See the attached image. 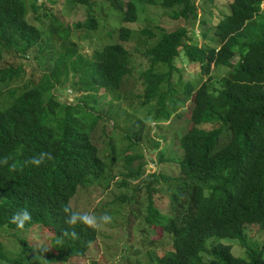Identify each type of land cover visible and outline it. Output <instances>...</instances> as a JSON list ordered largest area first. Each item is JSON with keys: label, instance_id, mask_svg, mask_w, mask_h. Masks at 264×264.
I'll list each match as a JSON object with an SVG mask.
<instances>
[{"label": "trees", "instance_id": "trees-1", "mask_svg": "<svg viewBox=\"0 0 264 264\" xmlns=\"http://www.w3.org/2000/svg\"><path fill=\"white\" fill-rule=\"evenodd\" d=\"M108 1L107 11L115 17L106 34L115 37L84 54L72 38L68 44H56L54 36L64 42L80 28L96 29L93 8H105L103 1L68 0L67 6L80 3L86 9L84 20L70 26L47 10L38 11L42 5L38 0H0V89L8 90L10 97L0 105V158L11 156L9 165L17 164L15 171L0 165V229H11L18 239L14 252L0 242V263L61 264L83 255L97 237L98 231L83 225L74 229L66 225L62 205L70 202L78 186L98 180L108 170V161L93 136L97 121L111 110L113 102L100 107L98 90L116 96L123 78L132 71L134 51L128 42L133 27L129 23L138 20L146 4V0ZM262 1H225L222 6L227 3L229 11L216 15L213 26L201 31L213 44L193 40L186 25L167 30L151 24V15L145 19L142 33L154 40L140 52L146 63L139 68L143 87L127 92L123 99L135 111L156 98L154 116L168 118L184 98H190L191 125L178 137L182 151L176 159L165 156L163 150L158 152L159 161L176 160L177 169L150 172V178L136 185L147 187L144 220L148 225L142 227V239L150 237V253L145 261L135 257L130 261V245L124 243L120 254L127 258L126 264H264ZM160 3L171 8L173 17L207 19L199 18L195 0ZM206 3L204 8L210 12V3ZM9 54L38 59L28 80L21 82L25 69ZM183 56L198 62L207 79L182 81L179 59ZM157 63L167 67L158 72ZM219 64L228 69L215 85L211 69ZM68 85L93 93L79 97L83 102L68 103L56 92ZM206 121L216 124L211 128L198 125ZM137 131L125 133L132 144L139 138ZM41 151L51 152L54 160L40 167L25 163ZM116 152L108 140L111 163ZM136 157L142 156H124L125 175L139 176L145 161L133 167ZM159 177L167 181V187H158ZM158 190L168 194V211L155 201ZM120 198L126 199L124 195ZM23 208L31 212L32 220L20 230L10 221ZM250 224L260 229L252 239ZM36 226L53 232L49 246L44 237L29 239L18 233ZM155 227L161 229L160 238L152 237ZM65 229L76 231L77 237L65 236ZM164 235L170 237L171 248L155 254L152 246ZM211 236L215 238L208 239ZM222 237L232 238L227 242ZM235 241L243 247V254L232 251Z\"/></svg>", "mask_w": 264, "mask_h": 264}, {"label": "rangeland", "instance_id": "rangeland-1", "mask_svg": "<svg viewBox=\"0 0 264 264\" xmlns=\"http://www.w3.org/2000/svg\"><path fill=\"white\" fill-rule=\"evenodd\" d=\"M38 1L42 2L38 11L47 10L70 26L77 20H84L86 15L84 4L76 3L73 7H69V5L67 6L68 0ZM99 1L105 3V8L102 10H98L97 6L93 8L95 16L98 19V27L93 30L80 28L77 31H73L70 37L64 42L55 35L54 40L56 44H59L57 41L68 44L70 38H72L78 44L80 52L89 54L107 40L115 37L114 35L110 36L106 34L110 25L114 23V19H111V17H115V13L107 11L108 4H110L108 0ZM208 1L210 3V12L204 8V6L207 5L206 0H195L199 18H207L204 21L198 18L195 20H186L173 17L171 15V8L162 5L160 3L161 0H150V2L146 0L143 10L138 16V20L129 23V25L133 27L131 38L128 42L129 48L134 51L133 69L123 78L120 88L115 92L117 93L116 96L104 92L105 89L103 88L98 90L97 104H99L100 107L105 108L110 101L113 102L111 110H108L107 113L104 112L102 117L97 121L93 136V140L96 141L101 156L108 161V170L105 174L101 175L98 180L88 185L78 186L76 192L70 198L71 205L76 211L92 213L97 216L108 213L113 219L109 225L98 231L96 239L90 244V247L83 255L73 257L61 264H126L128 261L127 258H123L120 254V247L124 243L128 246L130 245L128 250L131 254L129 256L130 261H132L134 257L141 258L144 261L147 260V255L150 253V237L146 236L147 240L142 239L145 237L142 227L143 225H148L144 220L147 205V187L141 184L136 188V185L142 183L146 177L150 178L148 174L150 172L162 170L167 173H173L177 169L176 160L168 159L159 161L158 152L163 150L165 156L175 159L180 155L182 149L178 144V137L191 125L189 118L191 99L184 98V101L180 103L178 109L170 114L168 118H156L154 116V110L158 107L156 98L133 111L130 109L128 102L124 101L123 97L127 92L142 90L143 87L141 76L139 75V68L145 66L146 63L144 62L145 55L140 52L148 45L149 40H154V36L148 39L146 35L142 33L141 28L147 25L145 19L151 15L154 18L150 22L151 24L157 23L167 30L186 25L190 33L193 32V40L198 43H205L206 41L213 44L214 41L209 39V37H203L201 31L207 27L213 26L215 23V16H223L229 11V6H227V3H225V6H222L227 0ZM223 11L224 13H222ZM261 12L264 13V0L261 3ZM28 17L33 19V13L29 12ZM258 18L261 19L260 17ZM40 19H48V17H41ZM180 52L183 54L184 51L180 50ZM183 57L179 59L180 66L182 67V81L207 79L206 75L201 74L198 62H189ZM9 58L14 62L22 63L25 71L22 75L21 82L28 80L30 76L29 73H31L33 68H36L39 63L37 62L38 59L36 60L28 55L19 58L9 54ZM137 61L140 62L139 65H137ZM156 66L158 72L165 70L167 67L165 64L160 63H157ZM226 68L227 67L224 65H217L211 69L213 84L219 85L217 80L221 74L225 73ZM174 78L176 79L177 77L175 76ZM56 92L59 93L57 96L60 99L62 98L61 100L68 103H76L78 101L83 102L79 97L84 93L92 94L93 90L82 92L79 87L73 88L68 85L63 91L60 88L57 89ZM177 94L181 95L180 92H177ZM8 95V90L0 89V105L7 103L10 98ZM215 124L214 122H204L199 126L211 128ZM134 128L138 129L137 133L139 138L132 144L130 143V139L125 136V133L129 134ZM108 140L113 142L117 151L116 158L112 163L109 161ZM137 153H140L142 157L134 158L131 165L136 167L140 161H145L144 168L140 171L138 177L125 175V173H123L126 171L124 156L126 154L135 155ZM159 178L161 181L158 187H167V181H165V183L162 177ZM123 180L126 182H123ZM123 195L126 199L120 198ZM167 195L168 194L164 190H158L155 194V201L162 207L163 211H168L170 209ZM125 214L128 220H125ZM160 230L159 227H155L152 237H159L158 232ZM259 232L260 229L257 225L250 224L249 233L251 239ZM18 233L29 239H38L40 236L44 237L48 246L53 236L51 230H46L44 227L41 228L37 226L26 231H19ZM211 238H215V236H211L208 239ZM230 238L232 237H222L221 239L228 242ZM169 239V236L164 235L161 239L156 240L154 247L152 246V252L159 254L165 249H170L171 244L169 243ZM0 242L14 252L17 247L18 239L15 234H12L11 229L5 230V228H2L0 229ZM233 245L232 251L237 254H243L244 249L239 243L235 241ZM0 264L4 263L1 262Z\"/></svg>", "mask_w": 264, "mask_h": 264}, {"label": "clouds", "instance_id": "clouds-1", "mask_svg": "<svg viewBox=\"0 0 264 264\" xmlns=\"http://www.w3.org/2000/svg\"><path fill=\"white\" fill-rule=\"evenodd\" d=\"M219 65H223V64H219ZM227 69L228 67L226 68V70ZM206 122H209V121H206ZM201 123H204V122H201ZM201 123H199L198 125H200ZM12 159L13 158L11 156H4L3 158H0V165H8L11 170L15 171L17 169V164L12 163L9 165V161ZM53 160H54V157L51 152L41 151L38 156H33L31 159H29L25 163L33 165L35 167H40L46 162H51ZM143 168H144V164H143ZM62 211L65 214V221H64L65 224L72 227L73 229L75 226L80 224L94 231H99V230H102L103 227L109 225L113 219V217L109 215L108 213H104L100 216H97L92 213H87V212L82 213L79 211H74L72 208L71 202H68L67 204L62 205ZM31 220H32L31 212L27 208H23L19 211H16L12 215L10 222L12 224H15L18 229L23 230L25 228V225L31 222ZM64 235L70 236L71 238L77 237L76 231L72 230L71 232H69L68 229L64 230Z\"/></svg>", "mask_w": 264, "mask_h": 264}]
</instances>
